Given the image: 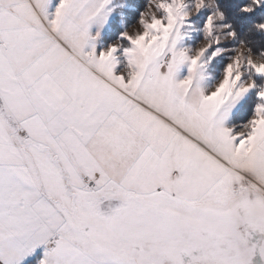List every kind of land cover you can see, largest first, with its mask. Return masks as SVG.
I'll list each match as a JSON object with an SVG mask.
<instances>
[{"label": "snow or ice", "instance_id": "snow-or-ice-1", "mask_svg": "<svg viewBox=\"0 0 264 264\" xmlns=\"http://www.w3.org/2000/svg\"><path fill=\"white\" fill-rule=\"evenodd\" d=\"M121 8L0 0V264H264V45L221 0L101 45Z\"/></svg>", "mask_w": 264, "mask_h": 264}, {"label": "trees", "instance_id": "trees-1", "mask_svg": "<svg viewBox=\"0 0 264 264\" xmlns=\"http://www.w3.org/2000/svg\"><path fill=\"white\" fill-rule=\"evenodd\" d=\"M123 2V0H121ZM128 1V0H125ZM129 3V2H128ZM221 3L227 8L228 10V15L230 19H233L240 28V31L242 34H246L249 39H252L253 45L256 44H261L264 45V36H261L260 34L254 33V32H249V28L251 26V23L254 19H259L262 16H264V11H258L251 16H242L236 12V7H237V0H221ZM119 11V10H117ZM127 9H124L123 15L117 14L116 17L112 19V21L109 24V30H115L117 31L119 29L120 23L124 21V17L127 19L126 15ZM134 10L132 11V13ZM113 32V31H111ZM109 33V32H108ZM106 34L105 36L107 37L109 34ZM37 257H34L33 259L29 260L27 264H34Z\"/></svg>", "mask_w": 264, "mask_h": 264}, {"label": "rangeland", "instance_id": "rangeland-1", "mask_svg": "<svg viewBox=\"0 0 264 264\" xmlns=\"http://www.w3.org/2000/svg\"><path fill=\"white\" fill-rule=\"evenodd\" d=\"M119 3L122 5V8L119 9V11L114 12V14L109 17L108 21L105 23V25L101 29V39H100L101 45H106L108 43L115 41L119 37V33L121 31L125 30L126 28H129L130 31H133L134 30L133 26L136 27L135 19L137 18V13H136V9H135V0H128V1L123 0V2L121 0H119ZM124 9H127V11H126L127 19H126V17H124L125 19L123 22L120 23L119 29L117 31H115V30H111L113 32L108 31L109 30V24L112 21V19L114 17H116L117 14L122 16ZM133 10H134V12L132 13ZM93 30L95 31V28ZM107 33L109 35L106 37L105 35ZM250 40H252V39H250ZM42 255H43V248L41 247V248H38L34 252V254H32L31 256L26 258V260L23 261L22 264H27V262L29 260L33 259L34 257H37L36 258L37 261H35L34 264H38L39 258H42Z\"/></svg>", "mask_w": 264, "mask_h": 264}, {"label": "clouds", "instance_id": "clouds-1", "mask_svg": "<svg viewBox=\"0 0 264 264\" xmlns=\"http://www.w3.org/2000/svg\"><path fill=\"white\" fill-rule=\"evenodd\" d=\"M133 28L135 29V26H133Z\"/></svg>", "mask_w": 264, "mask_h": 264}, {"label": "crops", "instance_id": "crops-1", "mask_svg": "<svg viewBox=\"0 0 264 264\" xmlns=\"http://www.w3.org/2000/svg\"><path fill=\"white\" fill-rule=\"evenodd\" d=\"M41 258H39V260H40Z\"/></svg>", "mask_w": 264, "mask_h": 264}]
</instances>
